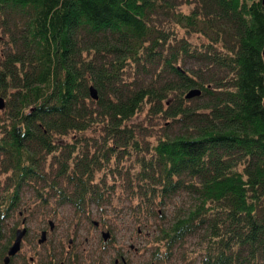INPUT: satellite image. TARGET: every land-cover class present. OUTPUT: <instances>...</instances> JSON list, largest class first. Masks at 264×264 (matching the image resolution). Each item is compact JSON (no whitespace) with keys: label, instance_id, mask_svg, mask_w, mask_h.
Listing matches in <instances>:
<instances>
[{"label":"trees","instance_id":"trees-1","mask_svg":"<svg viewBox=\"0 0 264 264\" xmlns=\"http://www.w3.org/2000/svg\"><path fill=\"white\" fill-rule=\"evenodd\" d=\"M184 3L0 0V228L25 187L85 218L110 203L96 174L140 151L134 119L150 104L171 133L139 156L127 190L149 218L191 199L160 228L166 258L203 233L201 264H264V1Z\"/></svg>","mask_w":264,"mask_h":264},{"label":"rangeland","instance_id":"rangeland-1","mask_svg":"<svg viewBox=\"0 0 264 264\" xmlns=\"http://www.w3.org/2000/svg\"><path fill=\"white\" fill-rule=\"evenodd\" d=\"M187 1L191 3H184L179 8L180 10L187 12L193 7V0ZM185 34V30L179 29L178 36L181 37ZM190 40L195 45L207 42L199 34L191 35ZM127 74L128 77L132 73L129 70ZM134 121L141 133L139 137L140 151H133L127 156L123 155L121 161L111 162L113 167L119 168L114 173L105 168L96 174V181L104 180L114 188V191L111 192L110 203L102 209L91 206L89 216L87 215L85 218V216L78 215L69 204L58 205L55 199L48 205H41L32 189L25 187L21 192L20 208L6 217L1 225L0 249L10 239L11 231L21 224V220L25 216L28 220L27 224L31 228L30 239L40 238V230L42 228L49 230V221L54 222L53 242L48 241L43 245L51 244L54 248V256L60 255L61 257L63 254L67 256L65 248L68 247L69 240L73 239L74 258L72 259L77 264H115V258L119 254H124L129 264H201L207 241L206 237L202 236L203 233L191 235L182 243L177 244L169 258H166L164 254L166 250L164 243L158 240L160 228L172 220L176 209H184L191 204V199L186 193L176 196L174 203L166 206L165 218L167 220L165 222L163 221L165 218L161 219V216L149 218V216H140L136 212L133 205L136 200L133 198L132 192L127 190V185L136 183L134 176L139 169L137 163L139 156L143 154L148 156L147 149L152 148L159 137L166 132L171 133V131L169 120H166L161 114L154 113L150 109V104L144 107ZM97 129L94 128L86 132L85 137L89 138L91 143H94V138L102 139V132H100L102 125ZM6 178L5 173L0 174V189H3L8 183ZM162 209L164 211V207ZM95 222H98L100 226H96ZM108 230L111 235L104 241L102 231ZM33 241L36 243V240ZM29 242L27 241V243ZM35 247H37V243ZM27 250L24 252L28 255L33 254V251L26 252ZM157 251L160 252L159 256L161 257L158 260L155 258ZM47 252V248L39 247L38 249V253L43 256H46Z\"/></svg>","mask_w":264,"mask_h":264},{"label":"flooded vegetation","instance_id":"flooded-vegetation-1","mask_svg":"<svg viewBox=\"0 0 264 264\" xmlns=\"http://www.w3.org/2000/svg\"><path fill=\"white\" fill-rule=\"evenodd\" d=\"M22 213L20 212V215ZM28 220L25 216H23V219L21 220V224L18 225L15 229L11 231L10 239L1 247L3 250L0 253V264H5L4 259L7 256L9 247L11 246L14 238H15V233L17 229H26V232L21 240L20 243V249L17 250V252L13 256H9V261L6 264H77L73 261L72 258H74V251H73V244L74 240L71 239L69 240V245L67 248H65L67 256H64V254L60 257V255H55L54 256V248L50 244L49 246H43L44 244H47L48 241L53 242L52 240V233L55 229V224L53 221H49V230L42 228L40 230V238H32L30 239V234H31V228L29 226ZM95 224V223H94ZM96 226H100L99 223L95 224ZM110 232V231H109ZM44 239L42 240V238ZM103 238V237H102ZM104 239V238H103ZM36 240L37 247H35L36 243L33 241ZM42 240V241H41ZM27 241H30L27 243ZM39 247L47 248V255L43 256L38 253ZM31 250L33 254H27L24 251L25 250ZM28 250L26 252H28ZM53 253V254H52ZM72 262V263H71ZM115 264H129L127 261V258L125 257L124 254H119L115 258Z\"/></svg>","mask_w":264,"mask_h":264},{"label":"water","instance_id":"water-1","mask_svg":"<svg viewBox=\"0 0 264 264\" xmlns=\"http://www.w3.org/2000/svg\"><path fill=\"white\" fill-rule=\"evenodd\" d=\"M263 56H264V48H263ZM90 94L94 99L98 98V93H97V90L94 86L90 87ZM199 94H200L199 89H192L186 94V96H187V98H191V97L197 96ZM4 106H5V100L3 97L0 96V110L3 109ZM25 232H26V229H17L16 230L15 238H14L11 246L9 247L7 256L4 259L5 264L9 261V256H13L17 252V250L20 249V243H21V240H22ZM102 236L106 240L110 236V233L108 231L103 232ZM43 239H44V237L42 238V240Z\"/></svg>","mask_w":264,"mask_h":264}]
</instances>
